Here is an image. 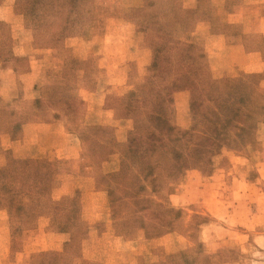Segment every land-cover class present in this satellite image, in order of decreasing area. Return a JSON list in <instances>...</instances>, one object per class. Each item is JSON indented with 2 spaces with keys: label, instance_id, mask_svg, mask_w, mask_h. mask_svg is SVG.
Returning a JSON list of instances; mask_svg holds the SVG:
<instances>
[{
  "label": "rangeland",
  "instance_id": "1",
  "mask_svg": "<svg viewBox=\"0 0 264 264\" xmlns=\"http://www.w3.org/2000/svg\"><path fill=\"white\" fill-rule=\"evenodd\" d=\"M252 50L264 0H0V264H264Z\"/></svg>",
  "mask_w": 264,
  "mask_h": 264
},
{
  "label": "crops",
  "instance_id": "2",
  "mask_svg": "<svg viewBox=\"0 0 264 264\" xmlns=\"http://www.w3.org/2000/svg\"><path fill=\"white\" fill-rule=\"evenodd\" d=\"M238 11L239 10H233L232 15H235ZM244 12H247V11L246 10H240L238 13H244ZM247 30H249V29H245V31H247ZM247 53H248V54H246V56H248L247 57V60H245L242 65L243 66H250L249 69H247L249 71H253V70L260 69L258 66H260L261 64L264 63L263 60H262V58L254 50L249 51ZM91 100H92V98H91ZM58 122H59V119H57V123ZM44 125H46V124H44ZM49 125H51V124H49ZM36 126H43V125H42V123H34V124H31V123H27L26 124L25 123L23 125V137H22L21 140L22 141H27L28 140L30 142V138L26 137V135L27 134L30 135V133L34 132V128H36ZM31 128L33 129V131H30ZM67 150L70 152V154L73 153L76 156H77V154H79V152L77 150H73L72 148H70V146H69V149H67ZM69 155L67 154V155H65V157L68 158ZM173 197H175L174 194H173ZM57 235H60V233L57 232ZM15 253H21L22 254V252H15ZM0 254H3V251L2 250H0ZM7 255H8L7 253L4 254V256H7ZM0 263H1V261H0ZM13 264H18V261H17V263L13 262Z\"/></svg>",
  "mask_w": 264,
  "mask_h": 264
},
{
  "label": "trees",
  "instance_id": "3",
  "mask_svg": "<svg viewBox=\"0 0 264 264\" xmlns=\"http://www.w3.org/2000/svg\"><path fill=\"white\" fill-rule=\"evenodd\" d=\"M163 120V119H162Z\"/></svg>",
  "mask_w": 264,
  "mask_h": 264
}]
</instances>
